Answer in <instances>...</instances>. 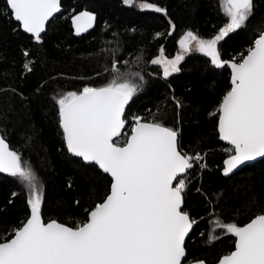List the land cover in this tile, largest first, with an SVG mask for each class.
Segmentation results:
<instances>
[{
    "label": "snow or ice",
    "instance_id": "snow-or-ice-1",
    "mask_svg": "<svg viewBox=\"0 0 264 264\" xmlns=\"http://www.w3.org/2000/svg\"><path fill=\"white\" fill-rule=\"evenodd\" d=\"M123 3L168 16L165 7L146 0ZM220 7L227 21L215 34L204 38L186 30L177 41L174 57L166 56L161 47L150 63L162 70L165 80L180 73L182 62L194 52L208 58L215 69H230V86L209 114L216 119L219 140L230 146L223 149L222 166L223 176L229 177L246 162L264 158V27L256 31L245 51L224 59L221 42L247 27L255 2L220 0ZM60 12L61 0H5V17L14 18L37 44L43 43L46 26ZM95 20L86 10L73 15L75 34L87 33ZM168 25L167 35H171L176 24L168 19ZM116 44V48L102 50L111 54L96 73L105 82L81 76L80 80L87 81L82 87L54 89L51 96L63 148L73 163L98 169L110 178L83 208L82 218L70 223L45 218V184L23 153L0 134V173L18 182L28 209L18 227L0 236V264H206L202 259H188L186 238L198 220L187 207L186 196L196 179L193 170L202 173L208 168L207 153L185 151L180 131L165 124L159 107L151 118L131 113L130 103L147 83L142 65L149 61L141 54L131 64L123 60L121 66L116 56L119 41ZM23 56V69L34 72L35 61L27 49ZM47 83L38 86L36 93ZM171 101L179 115L183 101L174 94ZM68 187H72L71 180ZM196 192L204 197L206 208H212L209 216L216 217L210 221L208 241L219 238L216 229L235 238L233 248L217 264H264V206L242 225L224 222L214 210L213 196L203 186ZM17 194L12 192L13 197ZM75 203L80 205V200Z\"/></svg>",
    "mask_w": 264,
    "mask_h": 264
},
{
    "label": "trees",
    "instance_id": "trees-1",
    "mask_svg": "<svg viewBox=\"0 0 264 264\" xmlns=\"http://www.w3.org/2000/svg\"><path fill=\"white\" fill-rule=\"evenodd\" d=\"M146 2L165 7L168 16L125 5L123 0H61L62 13L47 25L43 43L37 44L21 31L17 22L5 17V0H0V134L5 135L13 149L23 153L45 184V218L66 223L82 218L83 208L90 205L97 189L104 190L110 178L98 169H83L73 163L74 158L63 148L57 109L51 96L54 89L67 91L82 87L87 81L80 80L81 76L93 77L94 83L105 82L96 78V73L111 59L110 52L102 50L116 48V41H119L116 56L121 66L123 60L131 64L136 56L143 54L149 61L142 65L147 83L130 103V111L151 118V113L159 107L165 124L180 131L185 151L207 153L208 168L202 173L198 168L193 170L196 179L186 196L187 207L198 220L186 243L188 259L216 264L233 248L234 237L216 230L219 238L208 241L210 221L216 217L209 216L212 208H206L204 197L196 188L203 186V190L213 196L214 210L221 220L242 225L264 206V159L228 178L221 174L226 158L223 149L227 146L218 141L216 119L209 114L215 111L230 86L229 69H215L208 58L191 53L182 62V71L165 80L160 68L151 65L150 60L159 54L161 47L166 56L174 57L177 41L184 31L191 29L208 38L227 18L220 0ZM254 2V15L247 27L221 42L224 59L245 51L256 31L264 27V0ZM82 10L96 15V26L89 34L76 38L69 18ZM168 19L176 24L171 35H167ZM157 32L165 35L156 37ZM113 33L118 35L114 37ZM25 49L35 61L32 73L22 67ZM45 81L47 85L37 94L36 88ZM173 94L184 103L179 115L171 101ZM14 191L18 193L15 197L12 196ZM220 193L222 196L216 205ZM77 199L80 205L75 203ZM27 215L26 196L20 185L11 176L0 174V236L18 227Z\"/></svg>",
    "mask_w": 264,
    "mask_h": 264
},
{
    "label": "water",
    "instance_id": "water-1",
    "mask_svg": "<svg viewBox=\"0 0 264 264\" xmlns=\"http://www.w3.org/2000/svg\"><path fill=\"white\" fill-rule=\"evenodd\" d=\"M82 11H85V10H82ZM87 11V10H86ZM79 12H81V11H79ZM79 12H77V13H75V14H73V15H76V14H78ZM62 13V7H61V12L60 13H57L56 14V17L57 16H59L60 14ZM94 14V13H93ZM72 15V16H73ZM95 15V14H94ZM71 16V17H72ZM55 17V18H56ZM71 17L69 18V23H70V27H71V30H72V33H73V35H74V37H76V38H79V37H81V36H84V35H87V34H89L90 32H92L93 30H94V28H95V26H96V20H97V18H96V20H95V22H94V26H93V28H91V29H89V31L87 32V33H82L81 35H79V36H77L76 34H75V30H74V27H73V25H72V22H71ZM95 17H96V15H95ZM13 20H14V18H13ZM15 21V20H14ZM16 22V21H15ZM18 23V22H17ZM47 27V26H46ZM21 29V31L23 32V30H22V28H20ZM25 34H27V35H29V36H31L30 34H28V33H25ZM229 73H230V69H229ZM229 79H230V77H229ZM217 135H218V132H217ZM218 141H220L222 144H224L225 146H227V147H230L229 145H227V143L225 142V141H221V140H219V136H218ZM264 158H260V157H258L255 161H251V162H246V164L245 165H243V166H241V168L239 169V170H241L242 168H244V167H246V166H251V165H253L254 163H256V162H258V161H261V160H263ZM222 166H223V163H222ZM239 170H237L236 172H238ZM235 172V173H236ZM0 174H4V175H8V174H6V173H0ZM221 174H222V170H221ZM104 175H106V174H104ZM231 175H233V174H231ZM230 175V176H231ZM107 176V175H106ZM222 176H223V174H222ZM229 176V177H230ZM224 178H228V177H225V176H223ZM188 238H186V240H187ZM235 239V238H234ZM217 264V263H216Z\"/></svg>",
    "mask_w": 264,
    "mask_h": 264
},
{
    "label": "rangeland",
    "instance_id": "rangeland-1",
    "mask_svg": "<svg viewBox=\"0 0 264 264\" xmlns=\"http://www.w3.org/2000/svg\"><path fill=\"white\" fill-rule=\"evenodd\" d=\"M140 10H146V9H140ZM152 11V10H151ZM194 53H196V52H194ZM198 54H201V53H198ZM203 55V54H202ZM160 71H161V76L163 77V75H162V70L160 69ZM198 172H200V170L198 169ZM216 230H219V231H221V232H223L222 230H220V229H216Z\"/></svg>",
    "mask_w": 264,
    "mask_h": 264
}]
</instances>
